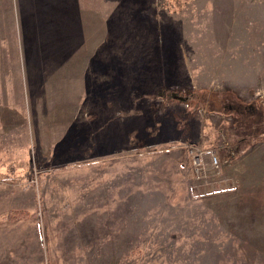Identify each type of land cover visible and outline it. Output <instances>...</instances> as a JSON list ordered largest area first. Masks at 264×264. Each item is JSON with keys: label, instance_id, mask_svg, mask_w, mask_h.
<instances>
[{"label": "rangeland", "instance_id": "1", "mask_svg": "<svg viewBox=\"0 0 264 264\" xmlns=\"http://www.w3.org/2000/svg\"><path fill=\"white\" fill-rule=\"evenodd\" d=\"M60 2L0 7V264H264V0Z\"/></svg>", "mask_w": 264, "mask_h": 264}, {"label": "crops", "instance_id": "2", "mask_svg": "<svg viewBox=\"0 0 264 264\" xmlns=\"http://www.w3.org/2000/svg\"><path fill=\"white\" fill-rule=\"evenodd\" d=\"M5 1H7L6 3H5ZM33 0H0V7H3V6H7V4L8 5H12L11 7H17V6H19V8H18V10H16V11H18L19 12V14L23 11V8H25V7H29V6H32L33 5V3H31ZM38 1H40V0H38ZM51 1V3L52 4H50V3H45L46 5L48 4V5H53V4H56V8H61L62 7V5H63V3L62 2H60L61 0H50ZM54 1H57L56 3H54ZM80 2H83V0H80ZM39 5H40V3H39ZM25 20H27V19H25ZM9 29H11L10 27L7 29V30H9ZM24 37H27L26 36V34H24ZM13 49H17L16 48V45H13ZM18 53V51H14V54H17Z\"/></svg>", "mask_w": 264, "mask_h": 264}, {"label": "built area", "instance_id": "3", "mask_svg": "<svg viewBox=\"0 0 264 264\" xmlns=\"http://www.w3.org/2000/svg\"><path fill=\"white\" fill-rule=\"evenodd\" d=\"M213 160H214L215 162H217V156H214Z\"/></svg>", "mask_w": 264, "mask_h": 264}]
</instances>
